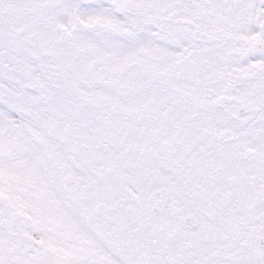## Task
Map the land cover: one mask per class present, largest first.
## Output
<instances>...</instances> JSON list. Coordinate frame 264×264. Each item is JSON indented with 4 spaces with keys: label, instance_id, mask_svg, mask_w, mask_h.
<instances>
[{
    "label": "snow or ice",
    "instance_id": "1",
    "mask_svg": "<svg viewBox=\"0 0 264 264\" xmlns=\"http://www.w3.org/2000/svg\"><path fill=\"white\" fill-rule=\"evenodd\" d=\"M0 264H264V0H0Z\"/></svg>",
    "mask_w": 264,
    "mask_h": 264
}]
</instances>
